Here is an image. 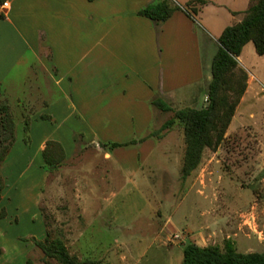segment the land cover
<instances>
[{"label":"rangeland","instance_id":"obj_1","mask_svg":"<svg viewBox=\"0 0 264 264\" xmlns=\"http://www.w3.org/2000/svg\"><path fill=\"white\" fill-rule=\"evenodd\" d=\"M224 14L209 9L199 19L201 29L211 34L202 33L208 69L219 49V37L211 26L220 29L237 23ZM238 60L248 73V90L227 142L218 152L206 150L200 167L187 179L183 177L185 135L179 123L162 132L160 140H136L135 145L150 142L157 149L150 155L131 156V162L143 165L135 179L124 174L114 157L105 159L103 140L87 143L83 138L75 142L74 156H66L58 168L44 170L47 180L43 179L37 167L43 160L40 140L31 138L27 144L24 132V120L31 119L39 105L20 103L27 87L20 76L14 78L19 83L8 82L7 91L0 90V103L11 108L17 126L16 151L22 160L5 172L9 188L0 206V211H7L0 220V264H59L30 240H44L47 234L61 239L81 261L100 264H182L190 243L223 251L232 243L240 253H263L264 56L250 43ZM205 95L201 86L165 100L173 112L155 108L151 131H159L178 110L208 104ZM168 219H174L175 229L164 228Z\"/></svg>","mask_w":264,"mask_h":264},{"label":"crops","instance_id":"obj_2","mask_svg":"<svg viewBox=\"0 0 264 264\" xmlns=\"http://www.w3.org/2000/svg\"><path fill=\"white\" fill-rule=\"evenodd\" d=\"M155 1L0 0V90L7 91L8 82L19 83L16 76L28 87L20 103L39 105L31 115L30 133L32 139L40 140L39 153L48 141H55L70 159L76 151V135L87 143L140 140L151 131L155 98L165 101L201 86L207 97L217 52L211 69L206 68L202 33L211 34L201 29L199 19L214 9L225 11L224 17L238 24L252 0H208L197 20L177 11L160 28L139 16ZM174 1L184 6L192 0ZM7 2L9 9L3 10ZM211 27L219 38L227 28ZM69 123L80 128L68 127ZM149 143L112 152L102 148L107 161L114 157L124 174L135 179L143 165L131 162V156L153 154L157 148ZM16 147L1 167L6 185L1 205L9 188L5 172L22 160ZM43 166L44 158H40L38 172L47 180ZM170 226L175 229L174 219H168L164 228Z\"/></svg>","mask_w":264,"mask_h":264},{"label":"trees","instance_id":"obj_3","mask_svg":"<svg viewBox=\"0 0 264 264\" xmlns=\"http://www.w3.org/2000/svg\"><path fill=\"white\" fill-rule=\"evenodd\" d=\"M90 3L98 0H87ZM208 4V0H192L184 6L178 5L174 0H157L139 12V16L151 20L160 28L177 11H184L193 20L201 9ZM219 49L212 64V81L207 88L208 104L200 108H187L175 112L173 119L167 121L157 132L150 133L146 139H162V132L167 131L176 123L184 128L185 158L183 177L187 179L196 171L203 160L206 150L218 152L227 142V133L231 127L236 112L248 90V73L241 68L239 58L244 48L253 43L259 56H264V0H252L249 9L245 12L243 20L233 26L227 27L219 38ZM152 106L166 113L173 112L170 104L157 97ZM44 120H51L42 116ZM16 121L9 105L0 103V205L2 203L5 181L1 167L8 159L14 148L16 138ZM25 142L30 143L31 119L24 120ZM82 135L75 136L78 143ZM136 140L126 143L103 144L105 149L113 151L129 145H135ZM79 144V143H78ZM45 166L43 170L50 171L51 167L60 166L66 159L64 147L55 141H48L43 151ZM7 217L6 209H1L0 220ZM34 245L42 250L49 259L59 264H100L98 261H81L72 255L61 239H52L47 234L44 240L30 239ZM30 263V262H29ZM28 263V264H29ZM182 264H264L263 253H240L235 250L232 243L227 245L226 251L218 246H200L190 243L184 248V261Z\"/></svg>","mask_w":264,"mask_h":264},{"label":"built area","instance_id":"obj_4","mask_svg":"<svg viewBox=\"0 0 264 264\" xmlns=\"http://www.w3.org/2000/svg\"><path fill=\"white\" fill-rule=\"evenodd\" d=\"M2 9L3 10H8L9 9V3H5L3 6H2Z\"/></svg>","mask_w":264,"mask_h":264}]
</instances>
